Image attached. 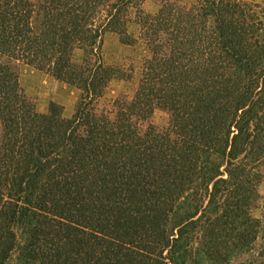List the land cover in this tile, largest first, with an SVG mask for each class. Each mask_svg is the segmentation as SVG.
Returning <instances> with one entry per match:
<instances>
[{
	"label": "trees",
	"instance_id": "1",
	"mask_svg": "<svg viewBox=\"0 0 264 264\" xmlns=\"http://www.w3.org/2000/svg\"><path fill=\"white\" fill-rule=\"evenodd\" d=\"M147 1L0 0V264H264V0ZM107 32L149 52L112 112Z\"/></svg>",
	"mask_w": 264,
	"mask_h": 264
},
{
	"label": "rangeland",
	"instance_id": "2",
	"mask_svg": "<svg viewBox=\"0 0 264 264\" xmlns=\"http://www.w3.org/2000/svg\"><path fill=\"white\" fill-rule=\"evenodd\" d=\"M158 7L159 4L156 0H148L144 6L145 10L151 13L155 12ZM132 28L136 30L137 26L133 24ZM148 53L147 45L143 42L137 46L127 45L120 41L116 33L107 32L105 34L103 47L105 63L121 68L129 76L128 78L119 76L110 82L103 98L99 102L100 108H106L112 112L114 111L113 102L116 99L129 100L134 96L141 78L143 62ZM83 55V50L76 48L73 58L79 62ZM20 73L22 84L27 92L37 98L38 110L41 113H47L50 102L55 101L64 107V115L67 118H71L74 115L79 99V91L76 88L26 64L20 65ZM169 120V114L162 109H156L152 115V122L159 128L167 127ZM1 130L0 123V136ZM260 210L262 212L261 207L254 211L259 213Z\"/></svg>",
	"mask_w": 264,
	"mask_h": 264
},
{
	"label": "crops",
	"instance_id": "3",
	"mask_svg": "<svg viewBox=\"0 0 264 264\" xmlns=\"http://www.w3.org/2000/svg\"><path fill=\"white\" fill-rule=\"evenodd\" d=\"M259 193L261 195V197L264 199V182L261 183L260 187H259ZM257 210V209H260V207H255L254 209H252V216L254 218H259L261 217V210L259 211V213L257 211H254V210Z\"/></svg>",
	"mask_w": 264,
	"mask_h": 264
}]
</instances>
